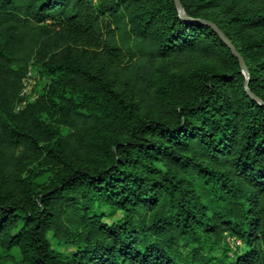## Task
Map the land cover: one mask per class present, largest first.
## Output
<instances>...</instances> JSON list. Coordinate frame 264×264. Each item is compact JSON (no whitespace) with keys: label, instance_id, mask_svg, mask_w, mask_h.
<instances>
[{"label":"trees","instance_id":"trees-1","mask_svg":"<svg viewBox=\"0 0 264 264\" xmlns=\"http://www.w3.org/2000/svg\"><path fill=\"white\" fill-rule=\"evenodd\" d=\"M180 2L0 0V264H264V0Z\"/></svg>","mask_w":264,"mask_h":264},{"label":"water","instance_id":"water-1","mask_svg":"<svg viewBox=\"0 0 264 264\" xmlns=\"http://www.w3.org/2000/svg\"><path fill=\"white\" fill-rule=\"evenodd\" d=\"M174 3H175V6L180 14L181 17H184L183 16V9H182V5H181V2L180 0H174ZM199 22L201 23H204L208 26H210L216 33L217 35L221 38V40L228 46V48L230 49L231 53L234 55V57L239 61V64L242 68V72L244 73L245 75V78H246V81H245V84H244V87H245V91L246 93L248 94V96L255 102H258V103H262L257 97H255L249 90V73H248V70H247V67H246V64L244 62V59L240 56V54L237 52V50L234 48V46H232L228 40H226V38L223 36V34L218 30V28L216 26H214L212 23L208 22V21H205V20H199Z\"/></svg>","mask_w":264,"mask_h":264},{"label":"rangeland","instance_id":"rangeland-1","mask_svg":"<svg viewBox=\"0 0 264 264\" xmlns=\"http://www.w3.org/2000/svg\"><path fill=\"white\" fill-rule=\"evenodd\" d=\"M48 81L47 78H41L39 74H37L36 71L33 69L30 70V76L29 79L26 81V86H25V92H26V100L27 102L35 99L38 96V93L36 92L37 86L43 85ZM228 243L231 247H234L235 245L239 244L237 240L234 238H228Z\"/></svg>","mask_w":264,"mask_h":264},{"label":"built area","instance_id":"built-area-1","mask_svg":"<svg viewBox=\"0 0 264 264\" xmlns=\"http://www.w3.org/2000/svg\"><path fill=\"white\" fill-rule=\"evenodd\" d=\"M29 76H30V72L28 73V76L23 81V90H22V93H21L23 101H22L21 105L18 107V109L23 108L27 103L35 100L38 97L37 96L35 99H33V100L29 101V102H27V100H26V92H25L26 89H25V86H26V81L29 79ZM238 243L240 244V242H238Z\"/></svg>","mask_w":264,"mask_h":264}]
</instances>
